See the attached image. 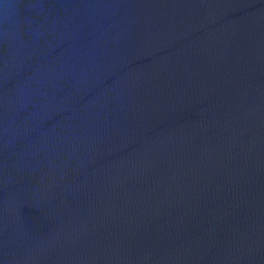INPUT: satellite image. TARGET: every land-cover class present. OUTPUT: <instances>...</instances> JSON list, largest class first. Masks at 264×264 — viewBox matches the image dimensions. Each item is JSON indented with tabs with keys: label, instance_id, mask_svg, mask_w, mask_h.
Segmentation results:
<instances>
[{
	"label": "water",
	"instance_id": "water-1",
	"mask_svg": "<svg viewBox=\"0 0 264 264\" xmlns=\"http://www.w3.org/2000/svg\"><path fill=\"white\" fill-rule=\"evenodd\" d=\"M0 264H264V0H0Z\"/></svg>",
	"mask_w": 264,
	"mask_h": 264
}]
</instances>
